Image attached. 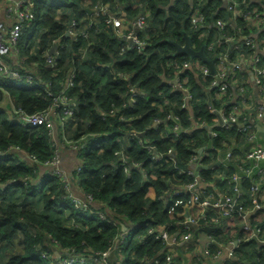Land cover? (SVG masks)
<instances>
[{
    "label": "trees",
    "instance_id": "obj_1",
    "mask_svg": "<svg viewBox=\"0 0 264 264\" xmlns=\"http://www.w3.org/2000/svg\"><path fill=\"white\" fill-rule=\"evenodd\" d=\"M77 1L78 7L73 8L71 5L60 13L56 11L58 5L54 2L46 0L41 2L45 7L41 8L44 33L26 60L30 70L40 75L43 81L49 82L48 87L52 95L61 92L70 73L73 72L74 85L69 91V96L73 102L71 107L76 122L75 126L69 129V133H66L67 136L76 139L86 132L103 131L117 132L125 136L129 129H135L143 132L157 151L162 152L171 147L175 157L162 165L151 162L150 154L136 147L137 138L131 136L129 137L131 147L125 152L140 162V168L133 166L129 173H125L119 165L117 158L119 156L114 154L120 146L107 140L108 138L102 139L99 142L101 151L95 149L94 152L82 156L83 167H86L82 188L93 195L97 202L94 206L106 209V220L93 217L91 220H80L79 224H72V217H81V214H77L63 198L67 195L66 188L58 179L40 177L41 181L33 183L31 179L40 175L38 172L41 167L38 163L28 160L17 163L19 157L21 159L22 157L16 151L4 156V159L0 160V184L16 178L18 181L9 187L18 189L20 193H17L19 196L16 198L14 196L17 194L0 192V264H50L51 260L43 258L42 252L53 254L56 251L59 255L55 258L58 259L67 258L70 249L78 253L105 250L113 242L114 236L121 231V222L136 223L149 219L161 225L165 221V211L160 196L167 187L165 179L169 176L170 169L174 164L187 163L195 152L194 148L203 144L209 137L208 132H205L199 138L185 139L182 135L181 140L169 142L161 139L152 125L156 119L159 120V127L170 125L168 118L170 113L178 116L183 128L190 124L188 115L179 108L180 94L170 92L158 74L163 70L171 71L174 64L190 59L187 54L175 55L176 49L172 41L182 43L183 30L190 35V43L195 48L207 45L221 34L222 31L216 26L215 21L218 18H230L226 8L222 7V0H173L174 3L168 7L170 0H141L148 23L154 26L155 30L148 34L146 32L139 34L146 42L140 51L126 49V41L117 37L114 28L106 26L107 15L94 14L83 19L86 14L83 9L84 1ZM95 1L92 0V4ZM107 1L111 2L110 9L115 3L123 7L128 15L134 14L130 0ZM238 1L241 3L240 9H261L262 4L258 1ZM197 5L201 7L205 28L208 31L203 38L198 37V32L189 22ZM72 19L79 22V30L84 29L87 37L64 35L66 25ZM237 21L242 28L240 37L250 35L255 30L253 20L238 18ZM233 32L234 30L230 28L229 33ZM52 41L60 44L59 59L54 67L47 65L44 57L45 51L53 44ZM224 50V45H217L210 51L206 50V55L216 57ZM250 50L251 48L245 47L243 52L238 54V58L242 54H248ZM66 61L67 64L64 65ZM245 75L247 77L246 72ZM183 78L187 79L192 92L193 118L204 120L208 125L206 131L213 130L217 133L212 137V146L215 150L210 159H218L224 156L226 150L231 149L233 159L224 167V174L228 176L236 172L239 166L247 167L249 162L244 155L251 144L246 133L239 130L238 122L229 123L226 128L218 127L217 116L213 111L223 105L227 108L235 103L229 99V96L238 91L237 84L233 82L234 77L228 73L227 98L224 96L221 99H213L220 92L217 87L209 88L212 76L199 80L187 71ZM247 84L250 88L248 93L250 99L253 85L250 82ZM131 88L136 89L139 95L137 103L127 108L123 104L131 96ZM3 91L7 93L5 102L9 101L29 114L50 108L53 101L52 95L41 91V88H27L24 85H15L11 81L0 83V94ZM0 113V150L18 145L23 151L33 154L37 160L46 161L52 158L54 144L47 128L24 129L7 121L3 111ZM120 116L125 120H121ZM243 138L245 150L240 152L234 148L233 142L240 143ZM142 170L153 172L155 177H148L151 179L140 184L139 178H143ZM201 174L210 180L209 182L215 181L208 168H203ZM216 185L223 193L233 194L232 185L219 180ZM251 185V179L242 177L244 193L239 199L240 205L245 207L252 203V209L255 202L262 205L260 209L252 211L247 220L253 228H261L264 240V182H261L260 191L257 193L253 192ZM148 191L154 195L153 198L145 196ZM38 196L42 199L43 207L40 202L33 205L37 203ZM206 214L213 217L217 215L212 209ZM232 214L229 218H219L217 222L211 219L207 223L201 219L200 222L205 224L199 229L193 227L192 230L195 236L200 233L203 236L212 234L218 237L222 232L223 236L218 238L221 241L225 240V236L241 238L236 247L239 261L232 262L226 259L224 264H264V244H260L256 239L244 240L245 233L250 232L248 228L238 225L231 229V226L238 223L242 217L238 210ZM14 243L18 252H13ZM162 248L163 244L159 239L155 240L153 236L148 235L141 242L131 240L122 247H114L115 255L110 260H117L123 255V264H153ZM132 249L134 255L130 254ZM175 253L178 254V251Z\"/></svg>",
    "mask_w": 264,
    "mask_h": 264
},
{
    "label": "built area",
    "instance_id": "obj_2",
    "mask_svg": "<svg viewBox=\"0 0 264 264\" xmlns=\"http://www.w3.org/2000/svg\"><path fill=\"white\" fill-rule=\"evenodd\" d=\"M43 0H0V83L5 81L22 83L27 88H41V91L52 95L48 84L42 80L41 76L30 70L26 64L34 50V46L40 41L44 33L43 18L41 15V5ZM52 1L56 4L58 0ZM91 2L92 0H83ZM256 1V0H252ZM225 2V7L230 18H218L215 23L222 31L217 38H213L206 45V50L221 45L225 46L223 53L216 56L215 69L213 74L208 65L196 58L185 60L180 64H174L172 70H163L158 74L159 79L170 90V92H177L180 94L181 103L179 108L183 110L190 119V124L187 127H182L178 116L170 113L168 118L170 125L159 127V120L156 119L152 128L158 132L161 139L169 142L181 140L184 135L185 139H193L194 137H201L205 132H208V139L203 143L197 145L193 156L185 163L174 164L169 171V176L165 179L167 187L160 198L163 201V210L165 211L164 222L157 225L151 220H144L142 222H121V231L117 233L111 245L105 250L95 251L90 253H78L70 249L67 258L55 257L59 254L55 251L53 254L42 252L41 256L45 259L51 260L50 264H123L121 258L117 260H110L114 255V247H122L127 242L133 240L141 242V240L148 235L153 236L155 240L159 239L163 244V248L159 250V254L153 260V264H174L171 262V257L181 254L180 261L182 264H224V260L229 259L232 262H238L237 243L240 237L229 238L225 236V240H219L223 234L220 232L218 237L209 234L201 236L199 233L195 236L193 227L199 229L202 224L200 220L215 222L219 218H229L234 211L238 210L242 217L239 218L238 223L243 228L250 229V232L245 233L244 240L256 239L263 242L262 230L259 227L253 228L248 215L262 205L255 202L254 208L247 210L240 205V198L243 195L242 177L252 180L251 189L254 193L260 191L261 182H264V144L256 142L254 126L255 123L261 122L264 118L262 107L253 104L252 99L248 98L250 88L247 84L248 72L252 78V85L256 87V94L264 95V13L260 8L254 9H240V2L238 0H222ZM264 6V0H258ZM131 7L134 14L127 18L126 15L113 16L110 1L96 0L94 5L95 15H107L105 19L106 26L114 28L117 37L123 38L126 49L142 50L146 42L144 38L139 36L140 33L147 34L155 30L154 26L148 23L147 14L143 9L141 0H130ZM115 4V3H114ZM40 7V9H38ZM64 7V6H62ZM57 8L58 13L61 12ZM92 15V14H91ZM242 18L246 21L253 20V28L255 29L250 35L240 37L242 28L238 24L237 19ZM192 27L198 32V37L203 38L208 31L205 28L204 17L201 13V7L197 5L190 17ZM234 30L229 33V29ZM255 33H259L255 36ZM65 36L76 37L82 35L87 37L84 29L79 30V22L72 19L66 25L64 30ZM190 36V35H189ZM53 44L45 51V62L49 66H56L59 59V42L52 41ZM191 46H193L191 44ZM195 48V46H193ZM245 47L251 48L248 54H242L238 58V54L243 52ZM190 72L199 80H204L208 76H212V81L209 88L213 85L217 87L220 93H217L213 99H221L226 96L228 73L234 77V83L238 86L236 94L229 96L230 100L235 103L229 107L221 106L215 108L213 111L217 113L220 121L217 118V126L221 128L228 127L229 123L238 122L239 130L246 133L247 140L251 144L245 153V159L250 163V167L239 166L238 170L230 175L224 174V167L230 164L233 159L231 149L225 151L224 156L218 159H210L213 156L214 147L212 146V137L217 135L216 131H206L208 125L202 119L193 118L194 101L192 99V92L188 85L186 78H183L185 72ZM73 72L70 73L66 85L56 95H52V105L46 110L35 113H26L20 107L8 103L0 105V111L4 112V118L15 123L24 129H39L47 128L52 136V143L54 144L53 156L46 161L37 160L33 154H28L23 151L18 145L9 146L4 150H0V160L4 156L16 151L20 154L17 163L22 160L38 163L41 167L39 177L43 178H57L65 188L67 195L63 198L68 201L69 205L81 214L72 217L74 224L80 223V220H91L96 217L101 220H106V209L101 206H94L97 203L90 192L83 190L82 180L85 177L86 167H83L82 156L85 153H92L95 149L101 151L99 142L108 138L107 140L117 143L120 148L114 151L125 173L130 172L131 167L140 168V162L134 160L126 154L125 150L131 147L129 137L137 138L136 147L144 149L150 154L151 162H157L161 165L175 157L174 150L169 147L166 150L159 152L151 143V140L143 135V132L135 129H129L125 136L110 131L103 132H86L78 138L68 137L69 129L75 126L76 118L74 117V110L71 107L73 104L69 91L74 83L72 78ZM247 81V82H246ZM131 96L127 99L124 107L130 108L137 103V96L139 92L136 89H130ZM229 101V100H228ZM226 104V103H225ZM113 112V111H111ZM121 120H125L120 116ZM151 128V126H150ZM210 142V144H209ZM209 144V145H208ZM203 148L199 153L198 150ZM217 151V150H216ZM75 153L77 164L70 171L63 170L61 165V158L64 154ZM121 162V163H120ZM189 162V163H188ZM198 167L197 173L195 168ZM203 168L210 170L211 177L215 181L207 180L201 174ZM103 175V174H102ZM139 178L140 184L151 179L148 177H155L153 172L146 170L141 171ZM26 178V177H25ZM12 183L18 180L10 179ZM221 181L232 185V193L227 194L219 188L217 182ZM36 185V184H35ZM6 187V186H5ZM76 188V193L71 191V188ZM4 188V187H3ZM148 191L145 195L153 198L154 195ZM236 205H238L236 207ZM94 206V207H93ZM107 208V207H106ZM212 209L217 215L206 214ZM86 215V218H85ZM75 218V219H74ZM85 218V219H84ZM220 225V224H219ZM217 225V226H219ZM123 228V229H122ZM234 229V225L231 226ZM185 234L179 242L172 240L173 235ZM177 238V237H176ZM179 238V237H178ZM202 238H205L204 240ZM178 251V254L175 253ZM189 253L190 257H187ZM134 255V250L130 252ZM133 259V257H130ZM184 260V262H183Z\"/></svg>",
    "mask_w": 264,
    "mask_h": 264
},
{
    "label": "crops",
    "instance_id": "obj_3",
    "mask_svg": "<svg viewBox=\"0 0 264 264\" xmlns=\"http://www.w3.org/2000/svg\"><path fill=\"white\" fill-rule=\"evenodd\" d=\"M256 1H258V0H256ZM171 3H174L173 0L169 1L167 7L170 6ZM83 9L85 10V13H86L85 16L83 17V19H86V17L88 15H91V14H92V16L94 15V9L95 8L91 2H85L84 1L83 2ZM112 9H113L112 10L113 12H111V14L113 16L126 15L127 18L131 17V15H128V13L125 10H123V7L117 6L114 3L112 4ZM261 9L263 10V13H264V6L261 5ZM88 17H90V16H88ZM262 29L264 30V27ZM257 34H259V33H255V36ZM247 78H248V82L252 83V78H251L249 72H248ZM251 93H252L251 99H252L253 104H256L259 107H262L263 113H264V95H260L258 93L256 94V87L255 86L251 87ZM254 127H255L254 131H255L256 142L259 144H264V118L261 122L255 123ZM233 145H234V148H236L238 151H240V152L244 151L245 150V138H243V140L240 143H237V142L234 143L233 142ZM76 164H77V161H76L75 153H73V152L66 153L61 158V165L64 168L63 170H65V171L72 170V168ZM248 166L250 167V163L248 164ZM41 171L42 170H39L38 174H40ZM40 179L41 178L39 177V175H37L35 178L31 179V182L34 183L35 181H41ZM14 180H17V179L15 178ZM9 185H13L11 180H8L5 183H1L0 184V187H1L0 192H2V193L6 192L7 194H12V193H14V194L18 193L19 194L20 193V191H18V189L12 188L11 186L9 187ZM71 191L73 193H76V188L72 187ZM245 208L247 210H250L252 208V203H249L247 206H245ZM238 225L240 226L239 223H236L234 226L237 227ZM201 236H203V235L201 234ZM237 237H239V236H237ZM237 237H234V239H236ZM202 239L204 240L205 238H202ZM187 257H190L189 253L187 254ZM183 262H184V260H183Z\"/></svg>",
    "mask_w": 264,
    "mask_h": 264
},
{
    "label": "water",
    "instance_id": "obj_4",
    "mask_svg": "<svg viewBox=\"0 0 264 264\" xmlns=\"http://www.w3.org/2000/svg\"><path fill=\"white\" fill-rule=\"evenodd\" d=\"M222 7H225V2H223ZM183 38H184V41L182 43H177L175 41H172L176 49L175 55L176 54H187L191 58H196L200 60L201 62L208 64L211 73L214 74L216 72V69H215L216 57H209L206 55V45L203 44L199 48H194L193 46H191L190 36L184 30H183ZM214 87L215 85L212 86V88ZM215 114L218 118V121H220L218 114L217 113ZM202 149L203 148H200L198 152L200 153ZM197 171H198V167L195 168V173H197ZM260 244H264V241L260 242Z\"/></svg>",
    "mask_w": 264,
    "mask_h": 264
},
{
    "label": "rangeland",
    "instance_id": "obj_5",
    "mask_svg": "<svg viewBox=\"0 0 264 264\" xmlns=\"http://www.w3.org/2000/svg\"><path fill=\"white\" fill-rule=\"evenodd\" d=\"M56 4L57 5H63L64 7H62L60 10H64L65 9V7L66 8H69L71 5H73V8H75V7H78V1L77 0H58L57 2H56ZM58 7H60V6H58ZM67 64V61L64 63V65H66ZM14 84L15 85H22V83H18V82H14ZM2 95H3V98H2ZM2 98V99H1ZM6 98H7V93H6V91H3V92H1V94H0V105H2L3 104V102L4 103H8V101L7 102H5L6 101ZM1 112V111H0ZM1 114V113H0ZM36 177V176H35ZM43 190L45 191L46 190V188H43ZM12 194H14V193H12ZM19 195L17 194L16 196H14V197H18ZM39 198V196L37 197V199ZM39 202L42 204L41 205V207H43V202H42V199L41 198H39L38 200H37V203L36 204H33V205H38L39 204ZM252 209V208H251ZM66 213V212H65ZM66 216H68V215H66ZM75 219V218H74ZM72 224L74 223V221H72L71 222ZM77 224H79V223H77ZM185 234H179V232H176L174 235H173V237H172V240L174 241V242H179L182 238H183V236H184ZM177 237V238H176ZM179 237V238H178ZM13 252H18V249H16V245H15V243L13 244ZM180 257H181V254H179V255H174L173 257H171V262H173L174 264H182V262L180 261Z\"/></svg>",
    "mask_w": 264,
    "mask_h": 264
},
{
    "label": "bare ground",
    "instance_id": "obj_6",
    "mask_svg": "<svg viewBox=\"0 0 264 264\" xmlns=\"http://www.w3.org/2000/svg\"><path fill=\"white\" fill-rule=\"evenodd\" d=\"M60 7L63 6V5H59ZM58 8V7H57Z\"/></svg>",
    "mask_w": 264,
    "mask_h": 264
}]
</instances>
